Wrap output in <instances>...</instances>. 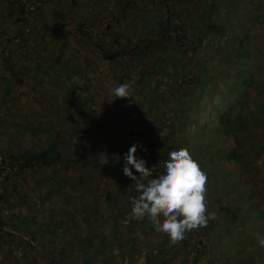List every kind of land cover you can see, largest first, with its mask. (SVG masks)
I'll return each instance as SVG.
<instances>
[{"label": "rangeland", "instance_id": "374dc122", "mask_svg": "<svg viewBox=\"0 0 264 264\" xmlns=\"http://www.w3.org/2000/svg\"><path fill=\"white\" fill-rule=\"evenodd\" d=\"M152 1L42 0L40 7H35L30 12L20 13L17 9L20 7L18 0H0V27L4 28L0 30V39L8 38L10 41L4 43L0 40V59L5 56L9 62L8 52L11 50V45L16 46L14 48H17L19 52L21 50L24 52L23 59L18 57L19 53L15 54L14 64L12 63L13 66L10 68L5 64L4 59L0 62V78L2 76V79L5 77L10 80L12 78L21 80L19 83L21 86L11 88L9 91L12 96L9 100L10 105L5 101L0 104V110L6 111L9 107L12 109L11 121L6 119L8 115L5 116L4 113L2 118L0 116V155L8 160L10 159L7 157L8 153L12 151L11 156L14 160L10 159V161L18 166L16 173L0 183V196H2L0 199V264H127V262L129 264H157L155 253L150 251L155 234L152 235L145 231L143 233H148V237L144 239L137 237L130 240L128 232L134 230L136 220L127 213L124 215L122 212L116 213L115 208L104 197L110 194L108 189L98 190V188L97 191L95 188L112 184L122 188L127 184L125 179L135 184L123 174L121 170L123 167H119L120 175L114 174V162L118 156L107 140L104 142L98 137L105 136L110 139L117 129L119 131L125 129L127 133L128 131L133 132L136 127L127 125L126 119L115 121L113 123L115 127L108 126V121L99 120L109 115L106 114L108 110L110 113L116 110L120 112L125 106H134L135 100L146 104L147 100L144 97L149 98L154 92L153 86L155 85L150 81V87H144L143 98L140 95L136 96L133 91V98L127 99V102L123 99H116L111 94L110 89L121 83L119 78L122 76L126 77L123 80L125 82L142 85L145 77L137 79L135 69L138 65L148 68L151 63L150 56L148 57L145 53L137 52L131 55L126 49H129V45L125 47L126 51L123 54L121 49L115 47L113 40L117 38L120 42L125 41L122 35L125 34L123 25L135 17V23L127 38H131L130 40L136 38L138 42V39L142 38V33L148 32V29L153 30V23L161 16L166 6H169V9H175V13L170 18L171 24L181 22L182 25H186L188 22H193L192 10L198 2L201 6L202 1L214 4L219 12V19L228 24L229 30L225 36L235 38L241 24L243 27L248 25L251 27L253 23L252 21L242 22V16L235 15V13L239 12L240 8L248 9L249 4L253 2L255 6L251 10L262 9L264 0H240L236 7L237 0H190L181 5L176 0H157L154 2L156 4ZM146 5L148 8L144 9ZM143 9L145 12L139 17ZM228 10L232 12L229 13ZM250 12L247 15L248 19L252 20ZM16 15L25 18L17 35L12 33L9 27ZM211 17L214 15L211 14ZM262 24L264 20L258 24L255 23V28H252L251 32L245 31V28L243 30L248 37L259 34L250 48L251 64L264 71V27ZM41 30L44 33V45L39 40ZM186 31L181 30L179 33L183 34ZM169 35L173 36L172 30L169 31ZM217 39L223 42L225 37H217ZM154 43L153 47H156V51H161L162 54H164L163 51H168L176 55L174 50L183 49L181 45L176 48L168 47V45H165L166 47L156 46V42ZM96 44H101L104 52H99ZM227 50L228 56L233 55L234 45L228 46ZM104 54H113V61L104 60ZM209 55L208 52L202 54V52L195 51L183 56L188 61L184 70L190 74L189 72L194 71L193 66L198 68L203 62L202 67L206 70L207 78L214 79L224 74L226 67L223 60H219L217 55L209 58ZM190 57L192 64L189 62ZM168 59H161L160 70L154 76H150L152 81L156 79V82H159L161 77L165 78L164 80L168 78L169 83H165L166 87L176 84V73L162 74L161 71L171 70L173 67L180 68L173 65V57ZM22 62L28 65L26 70L21 69ZM41 63L48 65L43 68ZM36 67L40 73L36 74L38 82L34 84L31 79L32 75L33 78L35 75L31 70ZM81 84L86 85L87 90L82 89ZM22 91H26V96L20 93ZM218 96L220 95L217 93L215 98L218 99ZM169 99L170 97L163 99L165 115L170 114L173 101ZM15 120L21 123L15 124ZM239 124L235 126L241 130ZM48 126L53 127L51 132L44 129ZM244 128L249 130L248 127ZM55 129L67 133L63 137L65 140L68 139L67 136H71L78 148H73V144L70 146L67 144L66 146L70 148L65 149V146H61L58 141L55 144L62 160L57 166L45 167L34 161L30 169H22L20 166H22L21 158L24 152L27 149L37 152L47 139L45 135H53ZM251 131L252 129L244 137L249 139L254 135ZM243 133L246 131L243 130ZM225 134L220 142L223 146H232L235 143L233 136ZM251 146L259 147L258 141L252 142ZM75 149L81 154V158L73 153ZM167 158L154 160L151 168L155 166L159 170L160 162ZM224 165L231 168L228 167L230 165L228 163ZM131 171L137 179H140V174L134 167ZM253 171L255 177L254 173L253 175L247 174L248 183L246 181L240 188L243 189L246 186L244 188L246 189L253 184L251 187L256 189L263 185L264 151L259 152ZM63 174H68L74 180H82L85 176L87 180L70 187H59L58 189L53 187L52 177H59ZM119 177L120 179H117ZM224 192L228 193V191ZM213 197V193L207 192L206 198ZM224 199L229 198L224 196ZM253 200L256 202L257 199ZM121 204H125V201L121 200ZM261 204H264V201ZM225 210L223 208L222 211ZM235 217L236 215L233 214L232 218ZM254 219L256 217H253ZM251 221L252 219H247L245 226H249V229L253 226V231L264 227L261 223L260 226H255ZM234 228V240H238L242 246L251 242L252 239L257 241L256 236L251 235L252 233L246 234L241 221L237 220ZM86 231L93 238V251L87 263H82V254L85 251L83 238ZM101 237L106 242L105 251L102 248L95 250L96 243L98 246V239ZM219 237L215 239L223 244V239ZM221 246H216L215 250L221 252ZM239 247L235 246L237 250ZM139 248L140 251H138ZM252 248L248 249L245 256H242L243 261L240 258L242 262L252 261L253 257L254 261L257 260ZM17 252L21 255L17 256ZM181 254L182 252L176 256L175 262H179ZM228 262L231 261L228 260ZM228 262L224 264H230ZM233 263L241 264L237 259H234Z\"/></svg>", "mask_w": 264, "mask_h": 264}, {"label": "trees", "instance_id": "16d2710c", "mask_svg": "<svg viewBox=\"0 0 264 264\" xmlns=\"http://www.w3.org/2000/svg\"><path fill=\"white\" fill-rule=\"evenodd\" d=\"M39 1L42 2V0ZM156 1L153 0L152 3L156 4L154 3ZM176 1L181 5L190 0ZM238 1L240 0L236 1L235 7L238 5ZM172 4L174 7V3ZM254 4V2L249 4L250 6L245 10L240 8L239 12L235 13V15L242 16V22H253L251 23V27L249 25V27H243L241 24L235 38L225 36L229 30L228 24L219 19V12H217L214 4H211L209 1H202L201 6L198 2L192 10L191 16L194 17L193 22H188L186 25H182L181 22H179L180 24H171L170 18L175 13V9H169V6H166L161 16L153 23V30L148 29V32L142 33V38L138 39V42L136 38H132V40H130L131 38H127L131 27L135 23V17L129 23L125 22L123 25V32L125 31V34L122 35L125 37V41L120 42L117 38L113 40L115 47L121 49L123 54H125L127 49L131 55L140 52L145 53L151 58L148 68L138 65L135 69L137 79H142V76L145 77L142 80V85L140 83L133 85V91L136 93V96H144V87H150V81L155 84L153 86L154 92L151 91L152 93L149 98L148 96L144 97L147 100L146 104L135 100L134 106H125L120 112L116 110L110 113L108 110L106 114L109 115L99 120L103 122L108 121L107 125L113 127L115 121L126 119L127 125L136 127L133 132L128 131L127 133L125 129H120V131L117 129L118 132L116 131L110 139L105 138V136L98 137V139L104 142L107 140L118 156V159L114 162V174L120 175L121 170L124 169V157L133 145L142 146L137 147L135 155L138 160L145 162V166L149 170L152 169L154 160L168 157L169 152L185 148L199 162L201 168L207 174V192L214 194L213 198H206V203L208 214L215 213V218L210 219L205 227L187 231L185 238L175 245L170 243L169 237L166 234L158 232L147 217L134 222V230H129L128 232V237H131L130 240H134L137 237L144 239L148 237V233L155 234V240L151 244L150 251L155 253V257L157 258L155 262L157 264H224L228 260L231 261L228 263L232 264L234 259H237L241 264H255L254 261L242 262V256H245L248 249L252 247L256 251L255 257L264 259V248L260 247L255 239L242 246L238 240H234L233 235V229L235 230L234 226H236L237 220L241 221L242 226L246 229V234L252 233V236H256L257 233H264V227L261 230L258 228L257 231H253L252 225L250 229L248 228L249 226H245L247 219H252L251 223H254L255 226H260V223L264 225V204H261L264 201V183L256 189L251 187L253 184L246 189H244L246 186L243 189L240 188L246 181L248 183L249 176L247 174L253 175L254 162L258 159L259 152L264 151V71L262 68L251 64L252 54L250 49L258 33L249 37L248 34H244V30L251 32L252 28H255V23L258 24L264 20V8L255 11L251 10L255 6ZM242 5L244 4L242 3ZM19 6L17 8L18 11L23 13L20 4ZM149 6L151 7V4ZM143 8L147 9L148 7L146 5ZM144 9L139 14V17L144 14ZM228 12L232 11L228 10ZM249 12L252 14V20L248 19L247 14ZM211 14L214 17H211ZM24 21L25 18H22L21 15L14 16L9 25L12 33L17 35L19 27ZM262 25L264 27V24ZM2 29L4 28L0 27V30ZM170 30H172L173 36L169 35ZM181 30H187L185 33L188 34L179 33ZM41 31L39 33V40L44 45V33L43 30ZM223 36L225 39H223V42H220L217 37L221 38ZM0 40L4 43L10 42L8 38ZM154 42H156V46L168 45V47L173 46L177 48L179 47L178 45H181L183 49L178 48L176 51L174 50L176 55L168 51H163L164 54H162L161 51H156V47H153L155 45ZM128 45L130 46L129 49H125ZM232 45H234L233 55L228 56L226 54V51H228L227 47ZM14 47L16 46H10L11 50L8 52L10 57L9 62L5 56L0 59V62L4 59L5 64L9 68L14 64L13 58L15 54L19 53L17 55L18 57H22L21 59L24 56L22 50L19 52ZM96 47L99 52H104L101 44H96ZM195 51L202 52V54L208 52L210 53L209 58L216 57V55L219 56V60H223L224 62L226 72L214 79L207 78L205 74L206 70H203L204 68L202 67L204 63L202 62V65L198 68L193 66L194 71L188 74L184 70L188 61L183 56L185 57L187 54L194 53ZM259 51L262 52L261 49ZM113 57V54H104L103 59L110 62L113 61ZM171 57H173V65L179 66L180 68L178 69L180 70L173 67L171 70L166 69L161 72L162 74L169 72L172 74L176 73V84L166 87L165 83L168 84L169 80L168 78L164 80L165 78L162 77L159 82H156V79L152 81L150 76H154L160 70V60H169L168 58ZM191 59L190 57V64L193 63ZM22 61L24 62L25 60ZM23 62L21 63V69L26 70L28 65ZM40 65L44 68L48 64L44 65L41 63ZM31 71L35 75L34 78L32 75L31 79L32 83L35 84L38 82L36 74H39L40 71L37 67ZM28 72L30 73V70ZM50 77L52 76L50 75ZM124 79L126 77L122 76L119 78V81L124 83ZM3 81L4 85L0 88V104L2 101L9 104V100L12 99L9 91L11 88L21 86L19 85L21 80L19 78H12V82H10L9 78L3 77ZM80 86L84 90L88 88L84 84ZM20 93L26 96V91ZM217 93L220 95L218 99L215 98V95L217 97ZM6 94L9 95L6 97ZM213 94L215 95L213 96ZM169 97V100L174 103H171L170 114L165 115L163 99ZM78 99L77 97V101H79ZM123 101L127 102V99H123ZM9 110L4 111L1 109V118L4 113L5 116L8 115L6 119H12L10 116L11 107H9ZM132 112L134 113L132 114ZM102 114L104 115L105 113ZM17 123L21 122L15 120V124ZM238 123H240L239 127H241V130L235 126ZM243 127H248L249 130L243 129ZM44 129L51 132L53 127L48 126ZM250 129H252L251 132L254 135L248 139L244 135L249 134ZM55 130L53 135L50 134L51 138L48 134L45 135L47 139L37 152L30 149L24 152V156L21 158L22 166H20L22 169H30L34 161L39 162V164L45 167L52 166L53 168L54 165L57 166L62 160L55 144L58 141H60L59 144L61 146H65V149H69L70 144H73V148H78L77 143L71 136H67L68 139L65 140L63 137L67 133ZM243 130L246 133H243ZM225 133L233 136L235 143L232 146H223L220 142L221 137L226 135ZM254 141H258L259 147L253 148L251 146V143ZM67 144L69 146H66ZM145 150L147 151L144 153ZM12 153V151H9L7 157L14 160L13 156H11ZM73 153L78 158H81V154L76 149ZM0 156L2 160H7L2 155ZM10 159L5 162H10L11 165ZM225 163L230 164L228 167L231 168H227L224 165ZM119 167L123 168L120 170ZM158 175L159 170L153 173V178H158ZM8 178L5 177V180ZM117 179H120V177ZM86 180L87 177L85 176L82 180H74L68 174L52 177L53 187L57 189L59 187H70L73 184H82ZM125 180L127 182L126 187L119 188L112 184L110 186H96L95 188L96 190L98 188V190L105 188V190L108 189L110 191H107L110 194L104 195V197L115 208L116 213L120 214L122 212L123 215L127 213L129 214L128 216H132L131 201L138 196V193L135 190V185L130 183L128 179ZM224 191H228V193ZM224 196H228L229 199L224 201ZM253 199H257L256 202H253ZM121 200H124L125 204H121ZM223 208L224 210L226 209L224 212L222 211ZM233 214L236 215L235 218H232ZM253 217H256V219L253 220ZM145 231L148 233L144 234L143 232ZM216 237L223 239V244L218 243L215 239ZM98 240L99 244L97 246L96 243L95 250L102 248L105 251L107 249L105 240L102 237ZM83 243L85 251L82 254V263H87L93 251V238L90 237L87 231L84 232ZM219 245H222L221 252L215 250V247ZM236 245L240 246L238 250L235 248ZM28 247L30 246L28 245ZM138 251H140V248ZM180 252H182L180 260L179 262H175V258ZM222 259L223 263L221 262Z\"/></svg>", "mask_w": 264, "mask_h": 264}, {"label": "clouds", "instance_id": "9594fccd", "mask_svg": "<svg viewBox=\"0 0 264 264\" xmlns=\"http://www.w3.org/2000/svg\"><path fill=\"white\" fill-rule=\"evenodd\" d=\"M133 90L131 82H124L112 87L110 92L116 99H129L133 98ZM137 147L142 146L133 145L125 155L123 169L124 175L135 182L138 193L131 201L133 219L147 217L158 232L169 237L172 245L182 241L187 231L207 226L215 213L207 212L208 178L199 162L185 148L171 151L167 160L160 162L158 178H153L156 167L149 170L143 160L136 158ZM132 167L140 179L133 175ZM256 239L264 248V233H257Z\"/></svg>", "mask_w": 264, "mask_h": 264}, {"label": "built area", "instance_id": "2783aa9c", "mask_svg": "<svg viewBox=\"0 0 264 264\" xmlns=\"http://www.w3.org/2000/svg\"><path fill=\"white\" fill-rule=\"evenodd\" d=\"M21 8L24 12H30L35 7L38 8L41 6L39 0H18ZM17 165L10 162H5L0 156V183L5 180V177H10L12 174L16 173Z\"/></svg>", "mask_w": 264, "mask_h": 264}, {"label": "crops", "instance_id": "0c3cea01", "mask_svg": "<svg viewBox=\"0 0 264 264\" xmlns=\"http://www.w3.org/2000/svg\"><path fill=\"white\" fill-rule=\"evenodd\" d=\"M0 37H1V35H0ZM10 82H12V80H10ZM3 85H4V81H3L2 78H0V88H2ZM227 197H228V196H227ZM233 197H234V196H233ZM223 200L226 201V199H223ZM260 209H261V208H260ZM254 254H256V251H255V250H253V255H254ZM251 259H252V261H254V257L251 258ZM254 262H256V264H264V259L258 257L257 260H255Z\"/></svg>", "mask_w": 264, "mask_h": 264}]
</instances>
